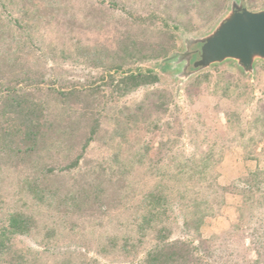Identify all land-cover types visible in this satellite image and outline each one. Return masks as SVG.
<instances>
[{
	"label": "rangeland",
	"instance_id": "obj_1",
	"mask_svg": "<svg viewBox=\"0 0 264 264\" xmlns=\"http://www.w3.org/2000/svg\"><path fill=\"white\" fill-rule=\"evenodd\" d=\"M231 1L0 0V125L25 129L28 110L49 126L29 155L0 137V264H142L162 227L161 243L196 249L182 264H264V64L253 78L227 63L185 84L167 66ZM138 71L155 80L119 83ZM8 91L24 104L4 102ZM196 209L194 231L184 221ZM11 213L31 218L29 233L3 231Z\"/></svg>",
	"mask_w": 264,
	"mask_h": 264
},
{
	"label": "water",
	"instance_id": "obj_2",
	"mask_svg": "<svg viewBox=\"0 0 264 264\" xmlns=\"http://www.w3.org/2000/svg\"><path fill=\"white\" fill-rule=\"evenodd\" d=\"M191 40V58L186 52L183 62L188 72L184 84L200 72L227 63L253 78L256 67L264 64V8L249 11L243 1L232 0L208 33Z\"/></svg>",
	"mask_w": 264,
	"mask_h": 264
},
{
	"label": "trees",
	"instance_id": "obj_3",
	"mask_svg": "<svg viewBox=\"0 0 264 264\" xmlns=\"http://www.w3.org/2000/svg\"><path fill=\"white\" fill-rule=\"evenodd\" d=\"M155 80V76L154 74L151 73H145V72H137V73H129L128 75L124 76V77H120L119 83H123L125 84H131L132 86H138L140 84L143 83H147L149 81ZM20 97H18L14 92L12 91H8L3 100L5 101H12L13 104H15L14 106L16 107H20L24 104V101H22L21 99H18ZM2 101V103H4ZM9 103V102H8ZM6 104V106H8L9 104ZM5 106V103H4ZM29 115H30V111H25V116L28 117V119H26V121H28L27 123V127L23 130H21V128L19 127H11V129L7 128V130H3L1 125H0V137L4 138V139H9L12 138V140L19 142V143H23V145L28 144L30 145V147H26L23 149H20L21 147H16L17 149L15 153L19 154V155H29L33 152L34 150V145L36 143L37 137L40 134L41 130H46V128H48L49 126H47V124H45L44 122L42 123L37 119V122H33V119H29ZM31 116V115H30ZM6 121L11 120V118L13 117L12 112L9 111L8 109L6 110V112L3 114L2 116ZM228 118V117H227ZM1 119V117H0ZM20 132V134H23V137H20V134L18 133ZM20 140V141H19ZM17 146V145H16ZM28 184L32 183L31 185H29L30 187H28V192L29 194L32 195L33 199H36L38 202H43L42 198L39 196V193L42 190H45V187L43 188H39V183H37L36 181H27ZM35 184V185H34ZM206 185L207 188H211L214 190L213 184H208V183H204L202 182V185ZM28 186V185H27ZM32 187V188H31ZM217 189H221V190H225V188H219L216 186ZM215 191V190H214ZM104 193L101 190H94V198H97L98 196H102ZM146 198L150 199L151 202H158L156 203V206H160V200H161V204L163 206V204H165L163 206H169L168 204V199L165 196H162L158 193L155 192H149L148 195L146 196ZM169 198V197H168ZM184 199V198H182ZM186 203L188 202L187 198L184 200ZM190 202V201H189ZM151 205V204H150ZM190 205V204H189ZM203 205L204 208H206L205 210H209L207 208V205L202 201L199 200L197 201L196 199L193 200L191 199V207L192 208H198L199 206ZM206 205V206H205ZM179 206V205H177ZM154 209V208H153ZM160 208H158V212H155L154 215H158L160 214V212L163 213L164 209H161L159 211ZM154 215H151V211L150 209L148 211H146V216L141 217V219H146V217H152ZM203 216H205V211H201L196 209V211L190 215H188V219H186L184 221V226H186L187 228H192L194 231H197L199 228V225L202 223V218ZM148 220V219H147ZM33 226V221L31 220V218L27 217L26 215H23L21 213H11L7 216L6 220H5V227L3 230L6 234L8 233L9 235H25L27 233L30 232V230L32 229ZM140 226H142V224H140ZM188 228V229H189ZM165 231L164 227L154 231L155 233V239L157 240L158 244L156 245L155 249L150 251L149 253L146 254L145 259L142 261V264H180L182 263H186V262H190V255L193 254L192 251H196V249H194L193 247H190L188 244L183 243V242H174L172 244H167V243H161V239H160V234ZM1 243V242H0ZM0 246L4 247L5 245H3L2 243L0 244ZM190 259V260H189ZM189 260V261H188ZM196 260V258H195ZM181 263V264H182ZM188 264V263H187Z\"/></svg>",
	"mask_w": 264,
	"mask_h": 264
},
{
	"label": "flooded vegetation",
	"instance_id": "obj_4",
	"mask_svg": "<svg viewBox=\"0 0 264 264\" xmlns=\"http://www.w3.org/2000/svg\"><path fill=\"white\" fill-rule=\"evenodd\" d=\"M191 58V53L189 52V55ZM187 55L185 54H179L176 55L175 58L171 61L167 62V66L172 68L170 71L176 73L175 74V81L177 82H183L186 75V65L183 63L186 60Z\"/></svg>",
	"mask_w": 264,
	"mask_h": 264
}]
</instances>
